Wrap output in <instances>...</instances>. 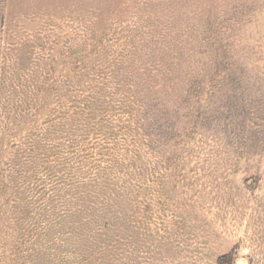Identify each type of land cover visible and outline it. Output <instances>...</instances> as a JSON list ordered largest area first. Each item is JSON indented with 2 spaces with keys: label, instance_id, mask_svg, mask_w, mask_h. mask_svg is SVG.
<instances>
[{
  "label": "rangeland",
  "instance_id": "rangeland-1",
  "mask_svg": "<svg viewBox=\"0 0 264 264\" xmlns=\"http://www.w3.org/2000/svg\"><path fill=\"white\" fill-rule=\"evenodd\" d=\"M12 88L36 120L3 123ZM87 100L86 163L125 156L121 264H264V0H0V264L84 249L48 224L65 191L11 160Z\"/></svg>",
  "mask_w": 264,
  "mask_h": 264
},
{
  "label": "trees",
  "instance_id": "trees-1",
  "mask_svg": "<svg viewBox=\"0 0 264 264\" xmlns=\"http://www.w3.org/2000/svg\"><path fill=\"white\" fill-rule=\"evenodd\" d=\"M14 89L4 91L7 93L1 106L3 123L7 127L18 124L24 117L23 111L36 120L43 109L37 105L39 99L36 96L27 101L15 96L16 102L12 103ZM88 102L90 100L71 113H62L52 107L49 115L56 112L58 115L51 120L48 128L43 127L27 133L11 161L18 157V164H29L26 172L33 180L41 173L47 174L50 181L54 180L52 185L58 191H65L62 196L57 197L59 203L55 200L47 201L51 213H46L48 224L64 231V242L68 241L66 236H76L79 243L83 242L84 249L77 253L75 259L73 257L74 264H121L123 204L117 201L123 187L120 185L121 179L116 177L113 169L118 171L120 167L122 172L125 156L120 151L118 154L112 153L106 166L86 163L85 159L92 155L86 156L84 143L94 126L90 121L95 119L93 114L96 110L95 103L87 104ZM26 104L29 107L23 108ZM15 108H18L17 112H14ZM12 113L15 116L11 117ZM112 173L115 177L111 179L109 174ZM67 195L70 196L68 202L61 203ZM58 206L62 207V213H58ZM18 210L21 211L22 207ZM90 212L92 217H89ZM20 220L22 218L18 217V221ZM85 234L88 244L84 243L85 239L82 237ZM68 255L65 254L70 262Z\"/></svg>",
  "mask_w": 264,
  "mask_h": 264
},
{
  "label": "water",
  "instance_id": "water-1",
  "mask_svg": "<svg viewBox=\"0 0 264 264\" xmlns=\"http://www.w3.org/2000/svg\"><path fill=\"white\" fill-rule=\"evenodd\" d=\"M240 264H242V263H240Z\"/></svg>",
  "mask_w": 264,
  "mask_h": 264
}]
</instances>
